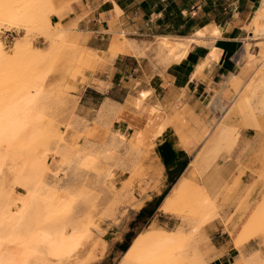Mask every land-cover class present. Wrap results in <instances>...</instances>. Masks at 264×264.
<instances>
[{
  "label": "rangeland",
  "instance_id": "rangeland-1",
  "mask_svg": "<svg viewBox=\"0 0 264 264\" xmlns=\"http://www.w3.org/2000/svg\"><path fill=\"white\" fill-rule=\"evenodd\" d=\"M19 1L0 3L8 9ZM38 1L40 10L25 26L13 28L0 17V208L21 203L29 216L26 224L8 225L0 241L8 234L24 235L45 220L51 232L67 231L79 239L82 223L90 220L98 249L89 260L87 254L73 260L54 257L42 244L28 264H207L209 239L203 228L218 216V207L201 180L233 153L242 128L264 131V15L252 22L246 45L251 79L244 84L236 76L226 84L224 98L215 97L212 124L188 117L179 129L193 158L205 147L195 158L198 164L194 160L188 176L173 188L161 166L146 165L150 154L140 150L142 130L135 144L125 134L119 137L115 123L124 114L105 107L92 122L78 116L71 82L84 80L98 59L51 23L55 12L48 0ZM38 81L43 90L26 110L21 96ZM232 104L235 123L226 124ZM154 110L148 122L157 116ZM171 190L164 211H158L157 203ZM162 213L174 219L159 218ZM255 217L253 227L264 235V206ZM236 241L240 246L246 240Z\"/></svg>",
  "mask_w": 264,
  "mask_h": 264
},
{
  "label": "crops",
  "instance_id": "crops-1",
  "mask_svg": "<svg viewBox=\"0 0 264 264\" xmlns=\"http://www.w3.org/2000/svg\"><path fill=\"white\" fill-rule=\"evenodd\" d=\"M263 2L52 0L51 23L62 26L98 59L94 69L85 71L84 80L71 82L77 89L73 96L78 116L92 122L94 113L105 107L124 114L116 129L134 144L142 130L140 150L150 154L146 165L161 166L174 188L205 147L193 158L182 146L183 122L190 117L212 124L217 117L215 97L224 98L226 84L234 77L245 84L254 74L246 45ZM164 41L175 50L170 52ZM232 107L226 115L235 123ZM151 109L157 116L148 122ZM239 137L233 153L218 160L201 180L218 207V216L203 228L209 239L207 264H264L262 228L252 224L264 206V131L245 127ZM171 193L157 203L158 211ZM159 195L149 200L147 210ZM159 218L174 219L164 213ZM239 236L246 240L240 246Z\"/></svg>",
  "mask_w": 264,
  "mask_h": 264
},
{
  "label": "bare ground",
  "instance_id": "bare-ground-1",
  "mask_svg": "<svg viewBox=\"0 0 264 264\" xmlns=\"http://www.w3.org/2000/svg\"><path fill=\"white\" fill-rule=\"evenodd\" d=\"M14 2L12 6L14 5ZM38 2V0H20L13 7L8 9H5L0 3V17L4 18L13 28L25 26L33 20L37 11L40 10ZM47 3L54 10L52 0H48ZM263 15L264 2L261 10L257 13L254 22H259ZM164 45L170 48V52L175 50V47L172 48L173 46L169 45L166 41H164ZM43 87V82L38 81L26 89L25 93L21 96V98H25L24 108L26 110L33 107L37 96L42 92ZM232 113H234L233 110ZM225 123H230L228 115H226ZM119 137L124 138L123 133L120 134ZM195 163H192L191 167L195 166ZM14 219H17V221ZM28 220L29 216L27 212H25L24 206L21 203H13L7 208H0V234L7 232L8 229L6 230V228L8 225H12L14 222H22L26 224ZM43 223L45 224H38L35 229L26 232L24 235H6L4 239L0 241V264H28L29 259L33 254H36L37 249L42 244L48 245L51 255L66 260L76 259L83 254H87L88 256L85 260H89L96 253L98 249L95 241L96 237L93 236V230L91 229L96 225L91 223L90 220H86L82 223L83 234L79 239H75L67 231H61L55 234L50 231V227L46 226L48 223L47 220ZM95 228V230H97V227Z\"/></svg>",
  "mask_w": 264,
  "mask_h": 264
},
{
  "label": "trees",
  "instance_id": "trees-1",
  "mask_svg": "<svg viewBox=\"0 0 264 264\" xmlns=\"http://www.w3.org/2000/svg\"><path fill=\"white\" fill-rule=\"evenodd\" d=\"M139 235H140V234H138V236H139ZM138 236H137V237H138ZM137 237H136V238H137ZM136 238H135V239H136ZM135 239H134V240H135ZM133 242H134V241H133ZM131 245H132V244H131ZM131 245H130V247H131ZM130 247H129V248H130ZM129 248H128V250H129ZM128 250H127V251H128ZM127 251H126V252H127Z\"/></svg>",
  "mask_w": 264,
  "mask_h": 264
}]
</instances>
